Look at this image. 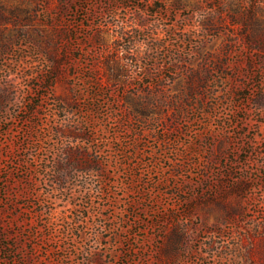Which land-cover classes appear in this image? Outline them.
<instances>
[{
	"label": "rangeland",
	"instance_id": "obj_1",
	"mask_svg": "<svg viewBox=\"0 0 264 264\" xmlns=\"http://www.w3.org/2000/svg\"><path fill=\"white\" fill-rule=\"evenodd\" d=\"M0 264H264V0H0Z\"/></svg>",
	"mask_w": 264,
	"mask_h": 264
}]
</instances>
